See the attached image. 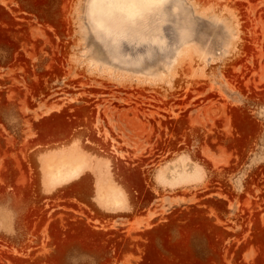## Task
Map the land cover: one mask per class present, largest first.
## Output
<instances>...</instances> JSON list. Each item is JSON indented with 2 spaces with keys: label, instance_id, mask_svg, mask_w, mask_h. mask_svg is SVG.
I'll use <instances>...</instances> for the list:
<instances>
[{
  "label": "rangeland",
  "instance_id": "rangeland-1",
  "mask_svg": "<svg viewBox=\"0 0 264 264\" xmlns=\"http://www.w3.org/2000/svg\"><path fill=\"white\" fill-rule=\"evenodd\" d=\"M89 1L0 0V264L150 263L148 246L161 240L141 235L138 256L118 263L92 208L77 209L65 192H52L50 171L99 169L97 154L125 156L131 171H158L157 186L179 196L165 217L185 225L201 212L215 221L210 233L225 264L240 252L242 264H263L264 176L261 193L252 183L264 175V0L145 5L142 36L120 19L112 29L97 26ZM228 115L245 116L258 129L246 144L229 147L225 162L221 148L240 137L229 132ZM59 116L68 130L55 126ZM83 134L89 153L75 147L45 159L31 151L39 140ZM239 163L226 209L225 191L209 190L210 183ZM214 191L217 200L202 199ZM229 220L242 228L226 233L222 221ZM228 234L235 238L225 242ZM197 235L198 243L182 241L194 264L209 255V238Z\"/></svg>",
  "mask_w": 264,
  "mask_h": 264
},
{
  "label": "crops",
  "instance_id": "crops-1",
  "mask_svg": "<svg viewBox=\"0 0 264 264\" xmlns=\"http://www.w3.org/2000/svg\"><path fill=\"white\" fill-rule=\"evenodd\" d=\"M154 4H158V1H154L151 4L147 3V11L151 10ZM117 6V4L103 2L98 13L95 12L97 18L99 15L104 18L101 19L102 28L109 27V29H112L113 25H117L116 20H119V16L124 15L123 12L118 11ZM107 15L109 17L106 19L105 16ZM121 114L124 113L121 112ZM39 142L41 140L36 142L35 148L31 151H36L37 154H40L45 159H59L71 152L75 147L80 148L84 153L90 152L84 134L78 140L67 138L51 144ZM96 158L99 159L101 164L99 169L95 168L92 171L86 165H78L80 168L78 174L60 184L54 185L52 192H65L67 199L75 202L77 209H81L83 206L92 208L94 219L99 225L98 229L101 232H109L110 252L115 253L118 263L129 253H134L135 256H138L142 248L137 240L143 234L153 241L166 240L165 242H178L179 244L182 241L185 243L196 241L198 243L199 238L197 232H195L196 229H191L192 227L194 228V225H197L196 223L183 226L181 222L171 216L165 217L166 213L169 215L174 214L179 196L174 190L165 192L157 186L155 180L158 171L147 172L140 169L131 171L126 166V164H129L127 157L121 155L105 156L97 154ZM106 160L110 162L108 168L104 165ZM56 171L53 170L51 172L54 174ZM65 182L68 183L66 184ZM71 187L77 188H73L76 190L72 191ZM164 208L168 209L167 212L161 213ZM170 221L174 222V225H171ZM177 221L179 222L178 224ZM180 225L182 229H176L180 228ZM210 225L211 223H209V264H225L226 257L224 254L226 252L219 248V240H216L213 236L211 237ZM165 227L168 230L166 232H164L166 230ZM183 227L185 228L184 231ZM183 232L185 233L184 235ZM222 242L224 241L222 240ZM156 247L158 245H154V248ZM187 248V244L184 250L181 245H172L170 251L171 249L175 250L174 252L172 250V253L169 252L170 261L168 263L171 262L172 257L174 261L171 264H186L188 261L189 264H194V257L192 253L188 255ZM148 250L147 254H149ZM153 252L155 254L158 253V256L161 254L158 250ZM154 253L152 255H155ZM155 257H157V254ZM175 260L177 261L175 262Z\"/></svg>",
  "mask_w": 264,
  "mask_h": 264
},
{
  "label": "bare ground",
  "instance_id": "bare-ground-1",
  "mask_svg": "<svg viewBox=\"0 0 264 264\" xmlns=\"http://www.w3.org/2000/svg\"><path fill=\"white\" fill-rule=\"evenodd\" d=\"M154 1H158V3H159V0H153V2ZM153 2H148V4H151V3H153ZM103 4V2H102V0H95V2H94V0H90L89 1V12H90V19H91V21H93V23H95L97 26H103L102 24V20L101 19H104L101 15H99V17L97 18V15H96V13H98V11H99V9H100V6ZM118 6H117V9H118V11L119 12H123L124 13V15H122V16H119L120 18V21H122V22H124V24H125V26H127V27H130L131 29L133 28V33H134V35L135 36H137V35H139V36H142L143 34L140 32L141 31V27H143L144 25H145V23L147 22V21H145L144 20V18H145V11H144V9H145V5H147V3H140V4H134V5H120V4H117ZM96 12V13H95ZM141 21H143V22H141ZM80 109V108H79ZM78 109V110H79ZM82 109H83V107H82ZM86 109V108H85ZM82 111V110H81ZM84 112V111H83ZM87 112V111H86ZM77 113H78V111H77ZM82 113V112H81ZM79 114H80V111H79ZM85 114V113H84ZM229 116V115H228ZM226 117L227 118V120H226V118H225V121H226V124L228 125V130H229V132H231V130H237L238 132H239V134H240V137H238V138H230L228 141H227V143H226V145L224 146V147H222L221 148V150L223 151V153H224V161L225 162H227L228 161V159H230V152L228 153V148L229 147H234V146H241V145H243V144H246L248 141H249V137H250V134H253V133H256L257 132V129H258V126L256 125V124H254L253 122H250V120L249 119H247V117H245V116H241V115H231V117L229 116V117ZM60 117V116H59ZM64 118V117H63ZM59 119V120H58ZM57 120H56V118H55V121H56V125L55 126H62L61 127V129L62 130H64L65 128V130H68L67 128H68V126L70 125L69 124V122H68V124H67V119L65 120L66 122H64V120H61V117L60 118H58ZM57 121H59V122H57ZM129 121H132V120H129ZM135 120H133V122H134ZM136 122H139L138 120L136 121ZM71 123V122H70ZM140 123V122H139ZM137 124V126L138 127H140L139 125L140 124ZM133 124V125H132ZM131 124V126H134L136 123H132ZM142 126V125H141ZM69 127H71V125L69 126ZM134 129H136V127L134 128ZM59 163V162H58ZM50 165V164H49ZM80 171V168H79V166L78 165H76V166H71L70 168H68V169H66V170H63V169H57V171L53 174L51 171H50V174H51V180L52 181H57V184H60V183H62V182H64V181H66V180H68V179H70V178H72L73 176H75V175H77L78 174V172ZM75 178V177H74ZM73 178V179H74ZM72 179V180H73ZM52 183V182H51ZM66 183V182H65ZM64 183V184H65ZM68 183V182H67ZM66 183V184H67ZM54 184V183H53ZM56 185V184H55ZM51 187H52V185H51ZM57 187V186H56ZM50 188V187H49ZM73 188H77V187H73ZM72 187L70 188L71 190L73 189ZM52 189V188H51ZM109 189V188H108ZM74 190H76V189H73L72 191H74ZM189 214V213H188ZM187 214V215H188ZM190 214H193V213H191L190 212ZM184 215H186V214H184ZM183 215V216H184ZM206 215H204L203 213H201V212H196V213H194V215H193V218H191L190 216H189V220L190 219H193L192 220V222H196V224L197 225H194V227H196L195 229H196V231L195 232H197V233H199V234H201V235H203L205 238H207V240H208V238H209V223H210V218L209 219H207L206 217H205ZM174 217V216H173ZM177 218V217H176ZM175 218V219H176ZM185 219V218H184ZM187 219V218H186ZM174 220V219H173ZM173 220H171V221H173ZM177 220V219H176ZM264 220V219H263ZM170 221V223H172L171 225H174L173 223L174 222H171ZM179 222L177 221V224H178ZM212 223V222H211ZM176 224V223H175ZM186 224H188V220H187V223H185V225ZM185 225H183V226H185ZM191 225V224H190ZM189 225V226H190ZM193 225V224H192ZM212 225H213V223H212ZM212 225H210L211 227H212ZM177 226V225H176ZM181 226V225H180ZM180 226H178V227H180ZM210 227V228H211ZM214 227V226H213ZM212 227V228H213ZM160 228V227H159ZM187 229H188V227H186ZM190 228V227H189ZM215 229H216V227H214ZM263 228V227H262ZM165 229H166V227H165ZM176 229H182V226L180 227V228H176ZM175 229V230H176ZM185 229V228H184ZM191 229H194L193 227L191 228ZM220 230V229H219ZM218 230V231H219ZM166 231H168L167 229L164 231V232H166ZM210 231H211V229H210ZM214 231V230H213ZM217 231V230H216ZM156 232V231H155ZM178 232V231H177ZM212 232V231H211ZM262 232H263V230H262ZM213 233V232H212ZM212 233H210V234H212ZM216 232L214 231V234H215ZM220 234H221V232H219ZM164 235V234H163ZM216 235V234H215ZM214 235V236H215ZM260 235L262 236V233H260ZM260 235H258V236H260ZM216 236H219V235H216ZM215 236V237H216ZM261 236H260V238H261ZM166 237V236H165ZM164 237V238H165ZM211 237H212V235H211ZM163 238V237H162ZM167 238V237H166ZM263 238V237H262ZM214 239V238H213ZM258 240H260V239H258ZM264 240V239H263ZM166 241V240H165ZM165 241H163V240H161V241H159L158 243H151L150 244V246H148L149 247V254H147V255H149L148 256V258H149V260H150V263L148 262L147 264H158V262H157V260H156V258H159V259H162V261H164L165 263H168L169 261H170V259H169V252H171L172 250H173V252H174V250L175 249H171V251H170V247L172 246V245H175V246H178V245H181V247H183V244H184V242H181L180 244L178 243V242H174V243H170V242H165ZM176 241V240H175ZM214 241V240H213ZM212 241V242H213ZM210 241H208V243H209ZM259 242V241H258ZM214 243V242H213ZM261 243H263V242H261ZM212 244V243H211ZM154 245H158V247H156V248H154ZM209 245H210V243H209ZM213 245V244H212ZM264 245V244H263ZM261 246V244H260V246L261 247H263L264 248V246ZM215 246V245H214ZM164 248V251H162V249ZM178 248V247H177ZM180 248V247H179ZM215 249V248H214ZM154 250H158L159 252H161V254L158 256V253H156L157 254V257H155V253L153 252ZM180 250V249H179ZM182 251V250H181ZM213 252H216V251H213ZM152 253H154L155 255H152ZM172 253V252H171ZM174 255V254H173ZM181 255V254H180ZM184 255H186V254H184ZM263 255H264V253H263ZM182 256V255H181ZM175 257V256H174ZM264 258V257H263ZM263 258L261 257V263H263ZM173 258L171 257V261H174V260H172ZM175 259V258H174ZM183 259V258H182ZM181 259V260H182ZM185 259H186V257H185ZM197 259V258H196ZM213 259V258H212ZM177 260H178V258H177ZM177 260H175V262L177 261ZM194 260V259H193ZM185 261V260H184ZM191 261V260H190ZM207 261H209V255L208 256H206V257H202L201 259H200V257H199V259L197 260V263H195V264H200V263H205V262H207ZM160 263V262H159ZM163 263V262H162ZM208 263V262H207ZM161 264V263H160ZM175 264V263H174ZM181 264V263H180ZM191 264V263H190ZM193 264V263H192ZM260 264V263H259ZM264 264V263H263Z\"/></svg>",
  "mask_w": 264,
  "mask_h": 264
},
{
  "label": "flooded vegetation",
  "instance_id": "flooded-vegetation-1",
  "mask_svg": "<svg viewBox=\"0 0 264 264\" xmlns=\"http://www.w3.org/2000/svg\"><path fill=\"white\" fill-rule=\"evenodd\" d=\"M236 163L237 162L233 163V165H235ZM242 166H243V164L242 163L241 164L239 163L238 164L239 169L237 171H233V172L227 171V172H224L223 173L224 178H223L222 181L215 180V181H212L210 183L209 190H223V191H225L224 196H226V197L224 199H225L226 202H225L224 206H225L226 209H229L230 208V204L229 203H230L231 200H230V196H228V195L233 190L232 187H231V182L229 180V177L231 175H233V174H240V173H242V171H240V168H242ZM263 176L264 175L262 173L255 174L254 175V182L252 183V186L255 187V191H258L259 193H261V187H262V181H263L262 177ZM217 195H218V192L217 191H214V192H211L208 195L202 197V199H206V198L209 197V198H213L214 200H217V198H214V196H217ZM199 206L200 207H203V206L206 207L207 205L203 204V205H199ZM209 209H210V206H209ZM180 222H183V221H180ZM214 222L215 221H213V223ZM240 222H243V220L239 221V223ZM228 223H234V221H232V220H229L228 222L222 221L223 229L225 230L226 233L227 232L228 233L235 232L238 229V227L239 228H242V226L240 224L234 226L233 224L229 225ZM245 226L246 225L244 224V227ZM234 238H235L234 236H230V234H228L227 237H224V241L225 242H228V241H230V240H232ZM228 254L235 255L236 253L229 252ZM237 255H238V253H237ZM243 256H244V252H240L239 255H238V258H236V261H235L234 264H242Z\"/></svg>",
  "mask_w": 264,
  "mask_h": 264
},
{
  "label": "snow or ice",
  "instance_id": "snow-or-ice-1",
  "mask_svg": "<svg viewBox=\"0 0 264 264\" xmlns=\"http://www.w3.org/2000/svg\"><path fill=\"white\" fill-rule=\"evenodd\" d=\"M102 2L120 4V5H134L140 3L153 2V0H102ZM159 2H166V0H159Z\"/></svg>",
  "mask_w": 264,
  "mask_h": 264
}]
</instances>
